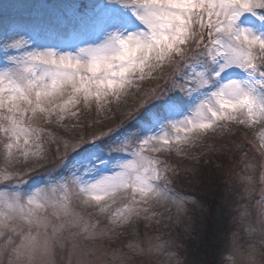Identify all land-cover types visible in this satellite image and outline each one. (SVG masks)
<instances>
[{
  "label": "snow or ice",
  "instance_id": "snow-or-ice-1",
  "mask_svg": "<svg viewBox=\"0 0 264 264\" xmlns=\"http://www.w3.org/2000/svg\"><path fill=\"white\" fill-rule=\"evenodd\" d=\"M20 7L32 10L27 20L0 22V144L7 164L17 155L45 163L24 173L6 166L0 185L19 187L36 174L45 180L28 192L0 187V260L7 255L8 264H55L56 246L71 240L75 250L81 233L95 238L96 224L73 208V198L109 212L111 224L147 212L143 205L153 200L182 208L187 198L169 188L167 167L149 153L178 148L220 121L264 120V0H89L62 6L69 24ZM69 26L76 42L59 43ZM165 62L175 63L166 84L150 89L124 120L58 140L56 156L46 159L50 133L32 123L38 114L62 121L81 100L99 109ZM121 195L130 200L113 209ZM168 246L157 236L148 251Z\"/></svg>",
  "mask_w": 264,
  "mask_h": 264
},
{
  "label": "rangeland",
  "instance_id": "rangeland-1",
  "mask_svg": "<svg viewBox=\"0 0 264 264\" xmlns=\"http://www.w3.org/2000/svg\"><path fill=\"white\" fill-rule=\"evenodd\" d=\"M88 2L89 0H0V22L27 20L32 10L20 5H33L53 23L69 24L72 21L63 18L62 6ZM194 27L199 31L198 25ZM71 37L72 29L69 26L67 31L59 34V43H75V40H70ZM55 38L54 34L50 35V39L45 38L44 42ZM2 57L3 52L0 51V66L3 64ZM174 67V62H165L162 67L153 71L151 78L134 80L125 95L119 99L108 97L107 102H102L99 109L95 100H90L87 105L81 100L80 104L70 109V112L75 111L76 115L66 113L62 121H58L55 114L51 117L38 114L32 123L50 133L48 140L51 142L44 145L46 159L51 160L56 156L58 140L79 139L115 127L146 97L150 89L166 84ZM241 119L244 117L238 116L236 121H220L219 126L213 129L194 133L192 139L178 148L149 153L163 162L160 167H167L164 175L170 181L169 188L187 198L182 208H178L171 201L158 203L153 200L143 205L148 208L147 212H141L139 216L133 214L126 221L111 224L109 212H100L97 206H85L79 199L73 198V208L83 214L86 221L96 224V236L90 239L86 233H81L75 241V250L71 240L67 241L63 248L56 246L55 264H58L59 257L64 260L60 264H175L176 260L182 264H202L194 255L193 261L185 260L180 251L192 248V251L196 252L194 234L198 231L197 224L201 229L200 233H197L204 234L210 229L208 218L219 211H208L205 207L209 203L207 196L210 194L200 188V172H204L207 177L223 178L222 204L218 206L222 210L225 208L227 213H231L228 216H232L228 227L223 230L227 245L215 247L218 264H247L253 260L256 264H262L264 198L261 193L264 191V143L261 136L264 135V120L254 124H241ZM5 157L3 144H0V170L7 166L12 173H24L28 169L37 168L38 164L45 163L44 160L25 162L23 157L17 155L7 164ZM119 159L117 156L111 164H115ZM59 175L61 173H56L57 178ZM30 176L32 175L24 177L26 183L19 187L12 183L0 187L8 191L28 192L41 186L45 180L42 174H36L34 178ZM163 182L162 180L161 184ZM186 183L191 187L187 188ZM129 200L130 196L121 195L112 208L115 209ZM207 211L209 213H206ZM48 214L51 215V210ZM72 231L76 232L78 229L74 228ZM157 236L169 242L167 249L158 254L148 251L149 241L155 242ZM186 238L191 239L188 241L189 247L184 243ZM3 239L6 237L0 238ZM169 252L175 253V256L170 258ZM0 264H8L7 255L0 260Z\"/></svg>",
  "mask_w": 264,
  "mask_h": 264
},
{
  "label": "trees",
  "instance_id": "trees-1",
  "mask_svg": "<svg viewBox=\"0 0 264 264\" xmlns=\"http://www.w3.org/2000/svg\"><path fill=\"white\" fill-rule=\"evenodd\" d=\"M198 176L200 179V183L202 182L200 188H202L203 191L207 190V192H209L210 194L207 196L208 198L207 201L210 203V205H208L209 204L208 203L206 204L205 207L209 209L208 211H211V209L212 211L216 210V212L219 209V211L217 212V214L213 213V215L210 216V218H208L207 221L208 224H210V229L207 230L204 234L201 235L198 234L200 233L201 229H200V225L197 224L196 228H198V231H196V234H194L196 236L195 237L196 240L194 241V246H195L194 249H196V252H193L192 248L191 249L185 248L186 250L181 249L180 251L181 254L186 258L185 260H189V262L193 261L192 257L194 255L195 257H197L196 259L202 262V264H218L219 258H217L218 257L217 250L215 247H217V245L223 247L227 245V240L224 237L225 234L223 233V230L228 227L227 224H229V220L232 216H228L230 212L227 213V210L225 208H223L224 210H222L218 206L219 204H222L221 193L224 188L223 185L221 184L223 178L220 179V176H214L212 178L210 176L207 177V175L204 172H200ZM233 179L234 177L232 178V180ZM186 187L190 188L191 186L188 187L187 185ZM229 194L232 195L231 193ZM208 211L206 213H209ZM185 240L186 242L184 243L188 244L189 247L190 242L188 241H191V239L186 238ZM58 260H59L58 264L64 262V260H62V258L60 257L58 258Z\"/></svg>",
  "mask_w": 264,
  "mask_h": 264
},
{
  "label": "clouds",
  "instance_id": "clouds-1",
  "mask_svg": "<svg viewBox=\"0 0 264 264\" xmlns=\"http://www.w3.org/2000/svg\"><path fill=\"white\" fill-rule=\"evenodd\" d=\"M262 228H264V226H262ZM247 264H256V262L253 260V261L247 262ZM262 264H264V262H262Z\"/></svg>",
  "mask_w": 264,
  "mask_h": 264
}]
</instances>
